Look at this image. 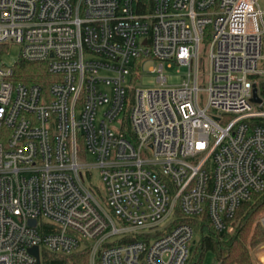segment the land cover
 Segmentation results:
<instances>
[{
  "label": "built area",
  "instance_id": "built-area-1",
  "mask_svg": "<svg viewBox=\"0 0 264 264\" xmlns=\"http://www.w3.org/2000/svg\"><path fill=\"white\" fill-rule=\"evenodd\" d=\"M13 42L54 78L0 67V264H188L193 220L229 231L264 191L260 0H0ZM149 61L159 85L136 87Z\"/></svg>",
  "mask_w": 264,
  "mask_h": 264
},
{
  "label": "trees",
  "instance_id": "trees-1",
  "mask_svg": "<svg viewBox=\"0 0 264 264\" xmlns=\"http://www.w3.org/2000/svg\"><path fill=\"white\" fill-rule=\"evenodd\" d=\"M53 76L44 63L18 60L15 66V79L27 83H39L48 87ZM264 91V90H263ZM264 212V191L253 196L252 200L242 204L235 218L231 221V230L218 233L206 217L193 223H199L202 239L198 245L201 259L207 250L213 249L218 254L221 264H254L252 250L264 242V228L257 213ZM86 253L67 258H53L50 264H86ZM191 264H198L192 262Z\"/></svg>",
  "mask_w": 264,
  "mask_h": 264
},
{
  "label": "rangeland",
  "instance_id": "rangeland-1",
  "mask_svg": "<svg viewBox=\"0 0 264 264\" xmlns=\"http://www.w3.org/2000/svg\"><path fill=\"white\" fill-rule=\"evenodd\" d=\"M260 6L264 11V0H260ZM208 43H209V38H206L204 41V45L202 47L203 65L205 67L208 66V54H207ZM20 50H21L20 45L14 42L0 46V67H3L4 65L14 64L20 57ZM158 66H159L158 62L149 61L146 64L144 71L141 73L140 80L135 84V86L144 89L157 87L159 85L157 81L159 72H150V68L158 67ZM188 71H189L188 67L185 66L166 65L164 68V75L167 77L166 84L167 85L181 84L186 79ZM204 75H206V71H203V75L201 76L200 84L202 87L206 86V80ZM91 181L99 190L104 189V183L98 172H93ZM261 214L262 213L260 212L256 214L255 221L259 220ZM201 239H202V232L200 231V229H196L194 234V243L191 249L190 260L188 264H191L192 262H198V264H216L218 261L217 259L218 254L213 249L207 250L201 259L198 258L199 250L197 249ZM252 260L254 264H264V242L260 244V246H257L252 250Z\"/></svg>",
  "mask_w": 264,
  "mask_h": 264
},
{
  "label": "water",
  "instance_id": "water-1",
  "mask_svg": "<svg viewBox=\"0 0 264 264\" xmlns=\"http://www.w3.org/2000/svg\"><path fill=\"white\" fill-rule=\"evenodd\" d=\"M253 101L256 102V103H260L262 102V99L260 98L259 94H258V87L257 85L255 84L254 85V90H253ZM32 224H35V220H32L31 221ZM33 254H35L38 258H39V248L36 246V247H33L31 248L30 250ZM37 264H41L40 261L38 260V263Z\"/></svg>",
  "mask_w": 264,
  "mask_h": 264
}]
</instances>
